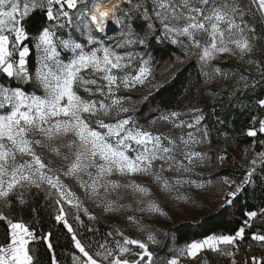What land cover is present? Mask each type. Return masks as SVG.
I'll return each mask as SVG.
<instances>
[{
    "label": "snow or ice",
    "instance_id": "obj_1",
    "mask_svg": "<svg viewBox=\"0 0 264 264\" xmlns=\"http://www.w3.org/2000/svg\"><path fill=\"white\" fill-rule=\"evenodd\" d=\"M37 10L47 23L32 36L28 21ZM137 18L144 22L139 31L133 26ZM256 21L264 28V0H0V73L17 82L15 87L0 83V202L9 208L14 202L24 205L32 189L43 190L57 209L55 221L71 234L77 250L71 254L72 264H181L183 259L199 260L203 253L239 264L236 256L240 243L246 240V230L251 232V241L264 248V228L252 231L257 218L264 225V207L246 211L242 225L231 234H211L171 250L158 238L160 230L144 222V214L167 218L168 213L151 186L134 177L148 178L161 192L188 202L191 196L180 189L185 184L206 186L191 175L210 160L208 150L197 146L210 145L211 139L209 130L201 127L205 119L202 110L194 106L186 114L161 111L150 122L170 124L180 130L176 136L138 122L137 103L147 101L151 94L139 89L159 85L154 83L151 54L128 50L147 49L150 39L169 40L185 57H196L206 84L217 76L229 78L214 65L220 56L238 55L256 64L264 80V62L252 57L264 39L257 35ZM110 25L115 26L113 34H108ZM65 28L87 35L92 47L71 35L64 38L57 34ZM29 41L38 56L34 72L27 59L32 51ZM176 59L180 61V57ZM239 80L245 88L249 86L247 77L241 75ZM21 82L33 84L39 94L26 91L27 84ZM134 95H139L138 102L133 101ZM257 103L264 107V99ZM184 115L188 118L182 119ZM251 123L247 136L264 134V119L252 117ZM259 145L261 151L254 153L239 183L222 178L229 189L223 192L224 205H233L245 185L253 182L257 166L264 169V140H259ZM247 152L245 149V155ZM226 155L225 151L216 157L219 164L225 162ZM66 180L73 181L83 196L104 212H132L126 221L143 238L126 235L117 227L107 232L102 242L82 243L68 222L65 206L77 212L83 209L90 220L96 217L83 208L81 195ZM121 189L139 196L134 210L122 202ZM75 219L83 223L79 215ZM0 222L6 225L5 239L0 241V264H36L30 245L38 239L48 241L47 248L53 249L51 233L38 237L24 222L3 212ZM157 246L165 251L151 250ZM249 259L251 264H264L256 256ZM249 259L244 264H249ZM51 264H59L54 252ZM203 264H209L207 256H203Z\"/></svg>",
    "mask_w": 264,
    "mask_h": 264
},
{
    "label": "trees",
    "instance_id": "obj_2",
    "mask_svg": "<svg viewBox=\"0 0 264 264\" xmlns=\"http://www.w3.org/2000/svg\"><path fill=\"white\" fill-rule=\"evenodd\" d=\"M47 23L44 14L37 10L28 21V32L35 36L41 27ZM143 21L135 19L134 27L139 31L143 26ZM249 23L253 21L249 20ZM258 36H264V28L259 21L255 22ZM68 37L67 30L59 33ZM76 38L82 42L85 39L78 34ZM159 35V33H157ZM32 49L28 59L29 70L35 71L37 67V55L32 41H29ZM145 51L152 56V61L157 71L165 70L166 64L173 63L180 57L185 62L180 65L173 74L159 83L148 96V100L143 103H137L138 117L141 125L150 127V122L160 115L161 111H178L185 113L190 107H196L202 110L205 119L201 122L203 127L209 130L211 139V154L218 156L226 151L225 162L218 168L213 176L222 179L228 177L229 180H235L239 183L246 172L248 166V157L253 156L255 152L261 151L259 140H264V134H258L257 137L246 135L247 129L252 126V117L264 119V107L258 105L259 99H264V80L256 70V64L248 63V59H241L237 56L223 55L215 62V66L229 74V78L217 76L215 79L205 83L206 77L201 73L200 64L195 56L183 55L182 49L178 45H173L169 40L157 41L150 39L149 45ZM252 57L264 62V39H261L252 53ZM211 71V69H205ZM247 77L248 87H244V81L239 77ZM239 81V83H238ZM257 81L255 86L252 82ZM0 83L17 86L14 80L6 79L4 74L0 73ZM27 84V82H21ZM26 91L33 92L38 89L33 84H27ZM140 97L133 96V101L138 102ZM258 127V124L256 125ZM256 141L254 148L253 142ZM245 149H248L245 155ZM253 182L245 185L244 190L240 192L231 206H220L214 212L204 216L197 221H187L171 226L165 230L162 239L165 238L166 245L180 247L190 243L193 240H200L211 234H231L242 225L246 211H258L264 207V169L257 166L254 173ZM26 203L20 205L14 202L9 208L2 203L0 212L15 220H20L35 230L38 237L51 233L49 241L53 245L50 251L47 248L48 241L38 239L30 245V249L36 258V264H51L52 253H55L59 264H72L71 254L74 251L71 234L67 232L64 225L56 222L54 217L57 209L52 199H46L43 190L32 189L26 194ZM82 224L79 225L78 233L80 239L87 245L91 240H103L107 232L112 231L111 226L105 221L96 218L90 220L85 214H81ZM98 229L96 232H89L88 229ZM264 228L259 218L253 221V229ZM6 225L0 222V241L5 239ZM251 232L246 230V240L240 243V251L236 256L239 263L251 256L264 260V248H261L256 242L251 241ZM251 243V249L248 244ZM78 254V253H77ZM241 261V262H240ZM250 261V259H249Z\"/></svg>",
    "mask_w": 264,
    "mask_h": 264
},
{
    "label": "rangeland",
    "instance_id": "obj_3",
    "mask_svg": "<svg viewBox=\"0 0 264 264\" xmlns=\"http://www.w3.org/2000/svg\"><path fill=\"white\" fill-rule=\"evenodd\" d=\"M63 30H67L69 35L77 42L83 43L87 45L88 48H91L92 45L87 44V35H82L80 32H76L74 29L65 28L62 30H58L59 33ZM116 31L115 27L110 30V34H113ZM75 34H78L79 36L83 37L85 39V42H82L78 40L75 36ZM68 38V37H64ZM128 50L130 51H145L142 47H130ZM37 55V53H36ZM185 59H180L178 62L177 60L173 63L166 64L165 70L163 71H157L154 62L152 61L151 67H152V74L154 76V83H161L163 82L167 77H169L171 74L174 73V71L182 65ZM37 66H38V56H37ZM154 92L156 88H150V86H145V88H140L139 92L147 94L148 91ZM123 91V90H122ZM139 96V95H138ZM187 112H185L186 114ZM182 119H187V115H184L181 117ZM152 119L151 121H153ZM138 122L139 117H138ZM201 127L202 124H201ZM150 128L153 131H161V132H171L173 136H176L179 134V129H173L170 124H165L163 122H156L154 125L150 124ZM198 150H208V155L210 157V160L206 162L205 166L200 168L198 167L195 172L191 175V179H198L202 180L205 183L204 188H196L193 186H189L187 184L183 185V187L180 189V193H183L185 195H190L191 200L188 202L184 201H177L173 199L171 196H169L166 193H163L159 190L158 186L153 184L150 179L137 176L134 177L138 182L147 183L151 186L153 193L155 194L156 198L159 200V203L163 207V209L168 213V217L163 216H156V215H148L144 214V222L146 224L151 225L154 229L160 230V234L158 238H160L163 243L166 245L165 238L162 239V235L165 234V230L170 228L173 225L180 224L183 222H193L202 219L204 216L214 212L218 207L224 204V196L223 192L229 190L227 186H225L222 183V179H219L213 174L218 170L220 164L218 163L216 157L213 156L214 154H211L210 151H212L211 144H204L197 146ZM254 155V154H253ZM248 156V155H247ZM252 156L248 157V164ZM196 173H201V175L197 176ZM166 175H173L172 173H166ZM118 179H121L122 182H125V178L117 177ZM211 181V183H209ZM66 183H68L74 191L77 192V194L81 195V199L83 200V208H87L88 212L91 215H94L96 218H99L106 222L111 228L114 230L115 228H121L125 231L126 235H131L134 237H140L143 238V234L135 231L132 227H130L126 221V215L127 214H133L132 212H121V213H107L104 212L102 207H98L93 200L87 199L83 196L82 190L73 182L70 180H66ZM120 192L124 196L123 203L131 204L132 209L134 210L137 207L136 200L139 199V196L133 195L130 191L121 189ZM179 193H174V195H178ZM2 205V202H0V207ZM65 212L67 213V219L69 224L72 225L73 230L76 232L77 237H79L78 229L80 228V223L76 221L75 216L79 215L80 221H81V214H85L87 217H89L88 214L84 213L83 209H81L79 212H77L76 209L70 208L69 206H65ZM138 217L141 215L140 213L136 212L134 213ZM112 230V231H113ZM82 241V240H81ZM82 243H84L82 241ZM85 244V243H84ZM86 245V244H85ZM173 247L171 244L167 246L168 250H171ZM154 252H161L165 251V249L157 246L153 247L151 249ZM203 256H207L209 259V264H229V262L225 259L218 258L212 253H203L202 258L199 260L189 261L187 259H183L181 261V264H203ZM237 259V257H236ZM237 261H239L237 259ZM245 259L242 261L244 264ZM241 262V261H240ZM249 264H251V261H249Z\"/></svg>",
    "mask_w": 264,
    "mask_h": 264
},
{
    "label": "bare ground",
    "instance_id": "obj_4",
    "mask_svg": "<svg viewBox=\"0 0 264 264\" xmlns=\"http://www.w3.org/2000/svg\"><path fill=\"white\" fill-rule=\"evenodd\" d=\"M114 27H115V26H111V25H110L108 31H110V30H111L112 28H114Z\"/></svg>",
    "mask_w": 264,
    "mask_h": 264
},
{
    "label": "water",
    "instance_id": "obj_5",
    "mask_svg": "<svg viewBox=\"0 0 264 264\" xmlns=\"http://www.w3.org/2000/svg\"><path fill=\"white\" fill-rule=\"evenodd\" d=\"M111 32L110 31H108V34H110Z\"/></svg>",
    "mask_w": 264,
    "mask_h": 264
}]
</instances>
